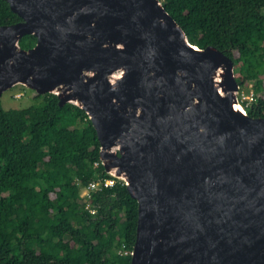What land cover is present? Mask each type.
Listing matches in <instances>:
<instances>
[{"label":"water","instance_id":"1","mask_svg":"<svg viewBox=\"0 0 264 264\" xmlns=\"http://www.w3.org/2000/svg\"><path fill=\"white\" fill-rule=\"evenodd\" d=\"M7 1L22 19L0 24V96L22 83L86 110L139 203L130 264H264V116L242 106L234 60L161 0Z\"/></svg>","mask_w":264,"mask_h":264},{"label":"trees","instance_id":"2","mask_svg":"<svg viewBox=\"0 0 264 264\" xmlns=\"http://www.w3.org/2000/svg\"><path fill=\"white\" fill-rule=\"evenodd\" d=\"M161 1L192 43L234 60L240 92L253 81L252 98L240 100L250 116H264V0ZM21 19L0 0V24ZM36 42L20 39L23 48ZM34 97L10 108L0 98V264H130L139 203L102 163L88 113L54 93ZM107 178L113 184L80 195Z\"/></svg>","mask_w":264,"mask_h":264},{"label":"rangeland","instance_id":"3","mask_svg":"<svg viewBox=\"0 0 264 264\" xmlns=\"http://www.w3.org/2000/svg\"><path fill=\"white\" fill-rule=\"evenodd\" d=\"M241 71H247L246 67L243 66H238ZM117 74H120L118 71ZM245 86L242 88L240 92V86L238 90V96L241 94V97L239 99H249L252 98L253 95V81L247 80ZM262 84H263V90L260 93L261 95H264V76L262 77ZM36 94V91L33 90L32 88L25 86L22 83H17L16 85L12 86L11 88L5 90L3 94L0 96L2 99L3 105L5 108H10V107H21V106H27L30 105L34 102H36V99L34 95ZM241 101V100H240ZM112 174V173H111ZM115 177H118L114 174H112ZM120 178V177H118ZM114 181V180H113ZM97 182V181H96ZM92 192L91 187L86 185V186H81L80 188V195L82 197L86 196L87 194H90Z\"/></svg>","mask_w":264,"mask_h":264},{"label":"bare ground","instance_id":"4","mask_svg":"<svg viewBox=\"0 0 264 264\" xmlns=\"http://www.w3.org/2000/svg\"><path fill=\"white\" fill-rule=\"evenodd\" d=\"M98 1L100 2L101 7H102L103 9H106V10H107V8L105 7L106 5H104V4H105V1H103V0H98ZM90 9H92V7H90ZM96 9H98V8H96ZM110 13H111V10H110ZM147 16H149V18H153V19H154V17L151 16V15H147ZM147 16L145 17V20H148V19H147ZM148 21H150V20H148ZM111 23L114 24L113 22H111ZM149 24H150V23H149ZM142 25H143L144 27H146L145 21L142 22ZM159 27H160V29H161V31H162V33H163V34L161 35V37H162L163 40L168 41V40H171V39H173V38H176V36L179 35V30L173 28L172 25H170V23H169L168 21H165V20H163V19H160ZM145 31H151V29L148 27V28L145 29ZM161 31H160L159 34H161ZM101 74H102V75H105V73H101ZM105 78H106V77H105ZM237 93H238V92H237ZM107 159H108V158H107ZM110 159H111V158H110ZM110 159H108V161H109L110 164H115V165H117V162H113V161H114L113 158L111 159V160H113V161H111ZM115 169H117V167H115ZM132 176H133V175H132Z\"/></svg>","mask_w":264,"mask_h":264},{"label":"built area","instance_id":"5","mask_svg":"<svg viewBox=\"0 0 264 264\" xmlns=\"http://www.w3.org/2000/svg\"><path fill=\"white\" fill-rule=\"evenodd\" d=\"M251 99V98H249ZM242 106L244 107V105L242 104ZM245 108V107H244ZM246 109V108H245ZM113 179L111 178H107L105 181H102V180H98L97 182H92L90 183L88 186L91 187V190H94V189H101L103 186H106V185H111L113 184Z\"/></svg>","mask_w":264,"mask_h":264},{"label":"flooded vegetation","instance_id":"6","mask_svg":"<svg viewBox=\"0 0 264 264\" xmlns=\"http://www.w3.org/2000/svg\"><path fill=\"white\" fill-rule=\"evenodd\" d=\"M34 46V45H33Z\"/></svg>","mask_w":264,"mask_h":264}]
</instances>
